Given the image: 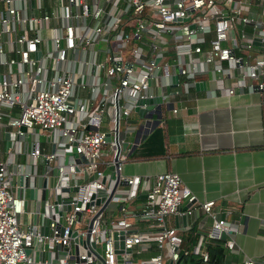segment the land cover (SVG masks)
<instances>
[{
    "label": "built area",
    "instance_id": "obj_1",
    "mask_svg": "<svg viewBox=\"0 0 264 264\" xmlns=\"http://www.w3.org/2000/svg\"><path fill=\"white\" fill-rule=\"evenodd\" d=\"M204 78L225 96L264 92V0H0V127L14 134L16 152L30 145L25 162L13 159L11 142L0 159V264H73V254L78 264H117L114 230H124L123 247L130 249L120 253L121 264H180L186 249L166 217L189 215L196 207L212 217L209 236L236 231L228 210L216 217L214 199L179 208L195 196L173 171L145 178L139 208L126 205L135 195L129 196V185L140 182L122 172L129 156L123 145L127 119L137 100L159 96L151 110L163 105L176 111L173 102ZM41 133L53 150H43ZM70 145L83 159L68 157L79 169L69 173L68 185L77 189L68 191L62 229L50 218L45 234L32 232L21 226L22 198L13 176L32 178L42 156L47 185L54 184ZM114 183L108 204L117 202L119 214L107 217L108 204L97 212L104 199L89 202L98 188L108 193ZM135 218L150 231L135 228ZM73 230L82 242L73 241ZM91 240L103 243L102 253ZM58 243L68 250L53 262ZM222 244L231 248L234 242ZM151 248L155 252L139 256ZM36 251L41 259L35 260ZM198 251L207 260L206 250Z\"/></svg>",
    "mask_w": 264,
    "mask_h": 264
},
{
    "label": "crops",
    "instance_id": "obj_2",
    "mask_svg": "<svg viewBox=\"0 0 264 264\" xmlns=\"http://www.w3.org/2000/svg\"><path fill=\"white\" fill-rule=\"evenodd\" d=\"M204 79L203 88H196L194 84L180 100L173 102L176 111L162 105L160 120L151 130L143 127L136 132L139 123L131 124L136 121V111L127 119L129 128L125 140L129 156L122 172L139 176L140 182L136 183L135 195L126 205L129 210L139 208L145 198L142 195L145 178L163 171L176 172L182 184L195 196L190 206L214 199L216 217L228 210V219L236 224L237 230L222 231L220 238L209 236L212 217L198 207L185 215V222L181 215H169L166 224L175 226L180 234L194 224L199 234V249L211 239H217L221 244L227 238L233 239L231 248L222 244L225 247L224 264H243L247 258L253 264H264V92L237 91L225 96L214 93L212 83ZM7 129L0 127V159L7 155L11 142L13 159L25 162V152L30 150V145H22V151L16 152L14 134ZM135 137L138 140L132 147ZM39 139L44 151L54 148L44 134L41 133ZM45 163L42 156L37 158L35 174L41 173ZM26 170L32 172L33 166H26ZM18 176H13L15 193ZM26 196L27 192L23 190L21 198ZM112 211L113 208L107 211L106 207L105 216L119 214ZM19 218L21 226L29 229L31 211L23 210ZM42 223L43 218L39 216L36 226ZM135 228L150 231L143 220L136 219ZM153 252L155 249L151 248L139 256Z\"/></svg>",
    "mask_w": 264,
    "mask_h": 264
},
{
    "label": "water",
    "instance_id": "obj_3",
    "mask_svg": "<svg viewBox=\"0 0 264 264\" xmlns=\"http://www.w3.org/2000/svg\"><path fill=\"white\" fill-rule=\"evenodd\" d=\"M254 42L257 44L258 40L254 39ZM177 76H173V84H175ZM196 88H203L204 82L198 81L195 83ZM161 98L159 96H152L146 98H139L137 100L136 105L134 106V111L138 113L141 117V122H139L137 126V131L141 130L143 127H147L151 130L160 120L161 110L159 112L151 110V107L154 103L160 102ZM144 104V106H140ZM153 115H155L153 117ZM7 136V134H6ZM137 137L134 138V142L132 147L134 146L135 142L137 141ZM127 142H124L123 145L126 146ZM53 150V147H52ZM72 155L74 157V161L78 163L80 160L83 159L76 151L74 146L70 145L67 146L64 150L63 158H62V170L57 171V178L54 184L47 185V178L43 175L46 169V163L43 164L41 173L32 174V178H30V174H22L18 176V185L16 187V194L21 197L22 191L26 190L27 196L22 198L21 200V207L24 211L29 210L31 211V225L29 226V230L35 232L38 230L39 232L45 234L47 232V225L50 218L55 219L60 229H62L61 220L62 214L65 210L70 208V198H67L68 191H73L77 189V185H68L69 184V173L72 171H77L79 168L77 164H68V157ZM110 177H116L117 174L112 171L110 173ZM104 180V177H101V181ZM49 183V181H48ZM51 183V182H50ZM116 183L113 184L112 188L109 192H106V188H98L96 193H94L89 203L95 202L99 203L100 200L104 199L103 203L99 207L98 211H101L105 206L108 204L111 194L113 192V188ZM135 181L129 185V196L133 195L135 190ZM145 196V193L142 194ZM105 197V198H104ZM191 202L187 203L186 205H181L179 208L185 209ZM41 216L43 218V223L39 226H36V221ZM177 217V216H175ZM181 219L185 222V215H181ZM91 222H89L88 226L84 228L87 236L89 232ZM124 230H114L112 232L113 238V248L114 252L116 253L115 257L117 260V264H121V255L120 253L123 251H130L129 248L123 247V236ZM71 236L73 237V241L82 242L83 238L79 235L76 236V230L71 232ZM91 245L95 246L96 250L102 253L103 243L95 244L92 240L90 241ZM74 251L76 253L77 247L74 243ZM68 250V246L62 245L58 243L56 245V249L53 253L52 261L55 262L57 258H60L64 255V253ZM29 252V248H26V253ZM49 256V253L46 254ZM42 253L40 251L35 252V260L41 259ZM73 264H78V256L76 254L72 255ZM89 264H93L90 262Z\"/></svg>",
    "mask_w": 264,
    "mask_h": 264
},
{
    "label": "trees",
    "instance_id": "obj_4",
    "mask_svg": "<svg viewBox=\"0 0 264 264\" xmlns=\"http://www.w3.org/2000/svg\"><path fill=\"white\" fill-rule=\"evenodd\" d=\"M181 247L186 249L179 258L180 264H224L225 247L217 239H211L204 243V249L207 252V260H202L198 248L199 234L195 225H191L188 230L181 234Z\"/></svg>",
    "mask_w": 264,
    "mask_h": 264
},
{
    "label": "rangeland",
    "instance_id": "obj_5",
    "mask_svg": "<svg viewBox=\"0 0 264 264\" xmlns=\"http://www.w3.org/2000/svg\"><path fill=\"white\" fill-rule=\"evenodd\" d=\"M132 114H134V113H132ZM165 114V113H164ZM131 115V114H130ZM135 115V114H134ZM136 116V121H134V122H132L131 124H137V123H139L140 122V120H141V117L139 116V115H135ZM53 163V161H51L50 162V165ZM51 180H52V176H51ZM116 205H118V203L117 202H113V201H111L109 204H108V206H107V211L109 210V209H111V208H113V211L112 212H114V213H116V212H118V206H116ZM116 206V207H115ZM86 222H87V217H85L84 218V222H83V225H85L86 224ZM165 251V249L163 250V252ZM164 259H165V257H164Z\"/></svg>",
    "mask_w": 264,
    "mask_h": 264
}]
</instances>
